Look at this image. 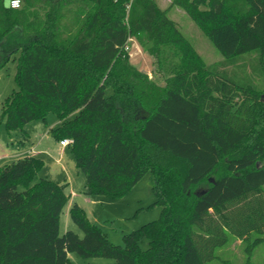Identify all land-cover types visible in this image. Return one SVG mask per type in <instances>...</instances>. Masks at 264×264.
Wrapping results in <instances>:
<instances>
[{"label": "trees", "instance_id": "16d2710c", "mask_svg": "<svg viewBox=\"0 0 264 264\" xmlns=\"http://www.w3.org/2000/svg\"><path fill=\"white\" fill-rule=\"evenodd\" d=\"M4 3L0 63L18 53V65L0 121L28 134L27 123L55 112L52 131L72 139L87 194L119 197L150 173L162 212L118 245L75 202L69 213L84 235H61L68 183L35 181L44 160L26 155L0 167V264H68L73 251L109 264H206L232 236L264 241V0ZM174 6L224 66H242L239 78L205 61L170 17ZM131 38L152 57L151 73L131 60Z\"/></svg>", "mask_w": 264, "mask_h": 264}, {"label": "rangeland", "instance_id": "374dc122", "mask_svg": "<svg viewBox=\"0 0 264 264\" xmlns=\"http://www.w3.org/2000/svg\"><path fill=\"white\" fill-rule=\"evenodd\" d=\"M162 7H168L171 0H158ZM169 15L174 19L179 28L192 41L196 49L202 54L205 61L216 70L224 72L232 78H239V65L224 66L222 63L225 56L217 49L205 32L181 7L174 6L169 9ZM131 60L142 69L153 68L152 57L145 52L135 38L130 41ZM254 55V54H253ZM18 53L9 61L1 65L0 68V115L1 106L4 98L17 88L16 70L18 65ZM250 59L251 55H247ZM2 61V60H1ZM146 64V65H145ZM248 80L251 81V61L247 66ZM254 75V73H253ZM264 89V84L262 85ZM108 93L112 90L107 89ZM264 102V92L261 94ZM59 117L55 112L48 114L47 120H35L43 125L40 135L33 134L32 123L25 125V130L30 132V136L21 129L8 130L5 121H0V167L5 163L17 160L15 152L28 149L32 146L38 148H49L60 146L55 137L52 127L53 122L58 121ZM56 126V125H55ZM31 130V131H30ZM43 137V138H42ZM45 137V139H44ZM42 143V144H40ZM61 147V146H60ZM40 154L44 160V165L35 181L41 177H48L55 181L67 182L68 192L73 193L69 202L65 206L60 220V234L67 230H73L80 236L84 235L83 230L72 220L69 210L77 202L80 204L88 218L99 225L109 240L114 244L124 245V234L129 233L142 225L155 221L161 216L162 206L154 204L156 200L155 190L152 188L151 175H144L127 193L119 197L96 194L89 195L86 191V175L77 167L75 155L70 146H67L58 161L59 155ZM48 154V155H47ZM4 155V156H2ZM256 233H251L244 238L232 236L230 242L217 249V258L206 264H243L247 260L256 263L264 262V241L252 247ZM148 240L142 242V247H148ZM114 260L105 256L83 257L78 252L69 253L68 264H109Z\"/></svg>", "mask_w": 264, "mask_h": 264}, {"label": "crops", "instance_id": "0c3cea01", "mask_svg": "<svg viewBox=\"0 0 264 264\" xmlns=\"http://www.w3.org/2000/svg\"><path fill=\"white\" fill-rule=\"evenodd\" d=\"M146 65V64H145ZM153 69V68H152ZM152 69H149L148 67H147V69H143L144 71H146V72H148V73H151L152 72ZM33 122V123H32ZM31 123H32V132H33V134H37V135H40V132H42V128H43V125H41V122H38V121H32ZM2 123V122H1ZM53 123H55V124H53L54 126L53 127H55V125H58L59 123H61L60 122V119H58V121H56V122H53ZM52 127V128H53ZM27 131V130H26ZM31 131V130H30ZM27 133H28V136H30V132L29 131H27ZM43 138V137H42ZM44 139H45V137H44ZM40 144H42V143H40ZM60 144V143H59ZM61 146V145H60ZM58 146V147H53V148H49V150H46V149H44V148H38L37 146H32V147H30V148H28V149H24V150H20L19 152H15L14 154H12V155H15V157H17V160L19 159V158H22V157H24V156H26V155H40V154H46V153H48V152H46V151H49V155L51 154V155H62L64 152V150H65V148L66 147H63V146ZM48 155V154H47ZM2 156H4V155H2ZM57 160L58 161H61V156L59 157V158H57ZM5 164H7V163H5ZM53 179H57L56 177L54 178L53 177ZM60 182V181H59ZM71 194V196L73 195V193H70Z\"/></svg>", "mask_w": 264, "mask_h": 264}, {"label": "clouds", "instance_id": "9594fccd", "mask_svg": "<svg viewBox=\"0 0 264 264\" xmlns=\"http://www.w3.org/2000/svg\"><path fill=\"white\" fill-rule=\"evenodd\" d=\"M21 5V0H5L4 7L5 8H19Z\"/></svg>", "mask_w": 264, "mask_h": 264}, {"label": "built area", "instance_id": "2783aa9c", "mask_svg": "<svg viewBox=\"0 0 264 264\" xmlns=\"http://www.w3.org/2000/svg\"><path fill=\"white\" fill-rule=\"evenodd\" d=\"M21 6V5H20ZM17 9V8H16ZM60 145L63 147H67L72 143V139L70 138H63L59 141Z\"/></svg>", "mask_w": 264, "mask_h": 264}, {"label": "water", "instance_id": "95a60500", "mask_svg": "<svg viewBox=\"0 0 264 264\" xmlns=\"http://www.w3.org/2000/svg\"><path fill=\"white\" fill-rule=\"evenodd\" d=\"M210 180L213 181V178H211ZM202 192H204V191H202Z\"/></svg>", "mask_w": 264, "mask_h": 264}]
</instances>
